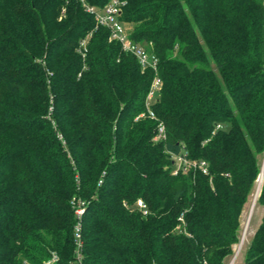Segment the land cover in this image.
<instances>
[{"label": "trees", "instance_id": "trees-1", "mask_svg": "<svg viewBox=\"0 0 264 264\" xmlns=\"http://www.w3.org/2000/svg\"><path fill=\"white\" fill-rule=\"evenodd\" d=\"M119 1L158 60L150 110L154 71L79 0H0V264H77L78 201L83 264H227L243 238L264 163V0ZM176 156L208 175H174ZM257 206L244 264H264V176Z\"/></svg>", "mask_w": 264, "mask_h": 264}, {"label": "built area", "instance_id": "built-area-1", "mask_svg": "<svg viewBox=\"0 0 264 264\" xmlns=\"http://www.w3.org/2000/svg\"><path fill=\"white\" fill-rule=\"evenodd\" d=\"M81 4L86 8L87 12L94 15L98 27H104L110 30L111 32V41H116L121 44L123 51L125 53L131 54L137 58L140 63V66L143 71L152 70L155 73V78L152 82L146 107L150 110L151 105L157 99V96L162 88L161 80L158 76V60L150 53L146 47L135 43L130 39V36L127 32V28L119 21V17L122 13V7L125 6V3L120 2L119 0H112L110 4L104 9H98L92 7L87 3V0H79ZM87 41L82 43V47L85 48ZM151 119H155L154 113H149ZM167 139V130L163 123H160L157 128V135L154 139V142H164ZM175 170L174 175H178L180 172L188 173L191 170L199 171L204 175H208V164L205 161H196L190 160L185 156H176L175 157ZM137 207L140 210H143L146 214V205L142 200L137 202ZM85 213V203L77 202L76 215L79 219V222L76 226V240H77V264H83L81 249L83 247L82 235H81V219Z\"/></svg>", "mask_w": 264, "mask_h": 264}, {"label": "rangeland", "instance_id": "rangeland-1", "mask_svg": "<svg viewBox=\"0 0 264 264\" xmlns=\"http://www.w3.org/2000/svg\"><path fill=\"white\" fill-rule=\"evenodd\" d=\"M252 199L254 200V197L250 198L249 204H247L243 215V238L240 244L236 246L235 254L231 259L229 258L227 264H244L247 247L261 223L263 212L261 210L258 211L257 203H253L254 201ZM247 226H249V228L246 236Z\"/></svg>", "mask_w": 264, "mask_h": 264}, {"label": "bare ground", "instance_id": "bare-ground-1", "mask_svg": "<svg viewBox=\"0 0 264 264\" xmlns=\"http://www.w3.org/2000/svg\"><path fill=\"white\" fill-rule=\"evenodd\" d=\"M263 169H264V165H263ZM262 183H263V178H261L259 181H258V183H257V187H256V190H255V193H254V195L252 196V197H254V202L253 203H257V201H258V198H259V194H260V191H261V187H262ZM247 228V230H246V236H247V234H248V228H249V226H247L246 227ZM245 236V235H244ZM245 238V237H244Z\"/></svg>", "mask_w": 264, "mask_h": 264}, {"label": "water", "instance_id": "water-1", "mask_svg": "<svg viewBox=\"0 0 264 264\" xmlns=\"http://www.w3.org/2000/svg\"><path fill=\"white\" fill-rule=\"evenodd\" d=\"M263 176H264V169H262V174H261L259 180H260L261 178H263ZM259 180H258V181H259ZM260 193H261V191H260ZM259 196H260V194H259Z\"/></svg>", "mask_w": 264, "mask_h": 264}]
</instances>
